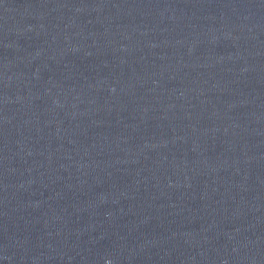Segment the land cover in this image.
Returning <instances> with one entry per match:
<instances>
[{"label": "water", "instance_id": "obj_1", "mask_svg": "<svg viewBox=\"0 0 264 264\" xmlns=\"http://www.w3.org/2000/svg\"><path fill=\"white\" fill-rule=\"evenodd\" d=\"M0 264H264V0H0Z\"/></svg>", "mask_w": 264, "mask_h": 264}]
</instances>
